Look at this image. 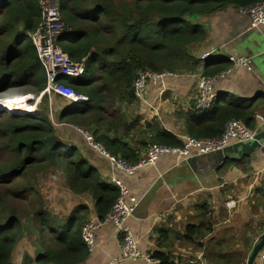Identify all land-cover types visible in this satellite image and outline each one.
<instances>
[{"label":"trees","instance_id":"trees-1","mask_svg":"<svg viewBox=\"0 0 264 264\" xmlns=\"http://www.w3.org/2000/svg\"><path fill=\"white\" fill-rule=\"evenodd\" d=\"M260 1L60 0L66 30L57 43L72 60H85L84 74L77 79L65 78L64 84L85 96L87 101L68 106L67 100L52 94L48 99L46 93L35 111L24 114L27 105L23 101L26 99L32 105L47 86L44 68L28 36L40 21L38 0H0V96L4 95L0 97V186H10L2 191L5 197L26 194L28 199L37 198V206L29 202L30 220L39 229L38 241L43 249L36 257V264L84 262L89 252L82 241L81 230L90 212L84 197L91 198L95 214L103 220L119 196L116 187L100 179L87 151L69 147L59 137L57 122L83 128L107 127V132L116 130L122 122L123 133H129L137 125L127 126L121 116L114 118L117 114L112 108L115 101H135L131 86L139 71L188 73L199 67L189 48L204 41L206 33L203 27L188 19ZM220 71L219 68L212 72L205 70V75L213 76ZM9 92L12 93L5 95ZM20 96L24 97L10 102L11 109L24 115L8 113V102ZM44 102L50 103L53 112L42 111L40 105ZM241 111L226 102L206 113L191 111L185 116L186 136L218 137L228 120L241 119ZM87 130L110 155L121 157L130 165L139 160L120 138L98 134L104 129ZM149 134V146H182L179 139L164 130L156 129ZM47 168L61 172L68 196L79 198L80 204L67 216L58 217L45 207L43 198L30 184L32 178L34 180ZM20 179L25 185L20 184ZM4 196L0 195V203ZM201 210L205 211V206ZM16 214L11 212L10 217L0 223V264H12L15 245L23 237L21 219ZM197 228L188 226L181 236L173 235L175 232L170 230L161 231L159 235L165 242L170 236L175 241H192L193 230ZM166 243L159 244L149 255L150 259L157 264H180L169 259L164 251L168 248Z\"/></svg>","mask_w":264,"mask_h":264},{"label":"crops","instance_id":"crops-1","mask_svg":"<svg viewBox=\"0 0 264 264\" xmlns=\"http://www.w3.org/2000/svg\"><path fill=\"white\" fill-rule=\"evenodd\" d=\"M188 21L200 25L206 33L204 41L189 48L191 56L199 62L202 53H211L210 60L203 64L199 62L195 72L205 75V70L212 72L216 68L221 70L219 73L229 71L224 78L216 81V96L211 107L218 105V108L226 102L242 110L239 120L255 131L253 140L234 144L221 152L196 155L184 162L172 155H163L154 166L139 169L131 177L113 172L98 153L86 146L82 134L72 125L57 124L56 132L67 146L88 152L90 163L97 169L102 181L108 183L112 178L118 179L130 195L139 200L138 208L127 224L143 254L149 256L159 244L167 242L168 248L164 251L175 263L247 264L255 241L264 233V149L261 147L264 143V124L254 118L257 114H264V80L261 73L264 68V25L251 27L249 19L237 14L233 7L208 15L191 16ZM238 56L251 60L250 71L231 68L229 58ZM194 90V80L178 79L165 84L163 96L159 95L156 85H149L144 103L116 101L113 110L121 114L127 126L134 124L137 128L141 127V135L135 130L123 133L122 122L110 132H107V127L91 126L92 130L104 129L98 134L120 138L140 159L147 152L151 131L164 130L180 141L179 137L187 135L185 116L197 110ZM72 196L66 193L60 198L54 194L53 209H48L58 217L67 216L80 204L79 198ZM84 198L90 205L88 217L99 220L91 198L88 195ZM231 200L237 203L228 210L225 203ZM203 206L205 211L201 210ZM28 219L22 224L23 237L15 245L12 264H36V257L43 252L38 241L39 229ZM191 225L198 227L193 230L195 237L192 241H175L170 236L165 242L159 235L161 231L170 230L175 232L173 235L178 233L181 236ZM96 236V248L80 264H106L119 253L121 237L111 225L101 226ZM261 253H264V247L252 264H261ZM116 264L146 263L126 261Z\"/></svg>","mask_w":264,"mask_h":264},{"label":"built area","instance_id":"built-area-1","mask_svg":"<svg viewBox=\"0 0 264 264\" xmlns=\"http://www.w3.org/2000/svg\"><path fill=\"white\" fill-rule=\"evenodd\" d=\"M40 10V21L34 32L29 33L38 58L46 74L47 86L44 90L60 99L78 104L86 102L87 98L76 93L71 87L64 84L65 78H79L85 72V60L74 61L59 47L57 40L65 32L66 26L61 19L60 0H38ZM237 14L249 19L251 27L257 28L264 25V0L253 5L235 8ZM211 58V53L204 52L199 57L200 63H205ZM232 69L244 68L251 70V60L247 57H230ZM229 71L221 72L213 76L202 75L198 72H162L152 73L139 71L132 83V92L137 102L144 103L148 97V86L156 85L159 88V95L163 96L165 84L178 79H192L195 81L194 106L197 110L205 111L214 103L216 93L214 85L217 80L224 78ZM27 101V100H26ZM25 103V101H23ZM10 104V103H9ZM0 106H2L0 104ZM12 112V109L9 112ZM32 109L24 113L31 112ZM254 118L262 125L264 114L255 115ZM84 137L88 147L98 153L105 160L113 172L124 173L133 177L139 169L154 166L159 157L172 155L176 160L184 162L196 155H205L221 152L234 144L244 143L253 140L255 131L248 129L241 120L230 119L224 127L220 136L215 138L196 139L189 136L179 137L182 146L179 148L165 147L162 145H150L144 157L137 163L130 165L121 157L110 155L105 148L95 142L88 130H78ZM264 149V143L261 144ZM110 183L119 190V196L103 220L88 217L81 230L82 241L89 253L93 252L97 245L96 231L101 226L111 225L120 235L119 253L112 257L106 264L122 262H139L146 264L155 263L149 256L143 254L139 249V243L133 232L128 227V220L133 216L139 205V200L130 195L127 187L118 179L112 178ZM87 204V202H85ZM236 201L231 200L225 203L230 210L236 206ZM259 239L255 241V245ZM254 245V246H255ZM259 261L264 264V253L259 254Z\"/></svg>","mask_w":264,"mask_h":264},{"label":"rangeland","instance_id":"rangeland-1","mask_svg":"<svg viewBox=\"0 0 264 264\" xmlns=\"http://www.w3.org/2000/svg\"><path fill=\"white\" fill-rule=\"evenodd\" d=\"M10 93H12V92H9L5 95H8ZM43 94H46L45 91L40 94V96L37 98V100H34L32 105H30L28 103V101H26V99H25L24 104H26L27 107L24 109V111H27L29 109H32V111H35L37 109V106H38L40 99L42 98ZM47 96L49 99V94H47ZM0 97H4V95H2ZM23 97L24 96L16 97V98L12 99L11 101H9L8 103L15 101V100H20ZM32 99L33 98L30 97V101ZM66 103L68 106H73V105H71V102H69V101H66ZM114 103H113V105H114ZM40 106H42V111L46 110L48 113H50L52 111L51 107H50V103L47 105L46 102H44ZM217 106L218 105H216V107H210V108H211V110H214L217 108ZM10 109H11V103H10V107L8 108V110H10ZM112 110H113V108H112ZM8 113L14 114V115H24L25 114V113L24 114H18V113H15L14 111H13V113L11 111ZM113 113L117 114V116H114V118L120 117V114L117 110L114 111ZM53 115H54V113H53ZM55 122H57V121H55ZM57 124L61 125V126L67 125L64 122H61V123L57 122ZM73 127L75 130H85L86 131L87 129H92V127L83 128V127L76 126V125ZM133 130H135V132H138V135L143 134V129H141V127H139V128L133 127L131 129V131H133ZM144 132L147 133V129H145ZM63 178H64V175L61 172H59L58 170L53 169V168H47V169L43 170L42 173L36 175L34 180H33V178L30 180V184L33 185L35 190L43 198L45 207L47 206V207H50L51 209H53L52 201H53V195L54 194L60 198H62L63 196H66L67 189L65 188ZM25 183L26 182L23 179H20L21 185H25ZM6 187H10V186H6ZM6 187L0 186V195L4 196V193L2 191H4V188H6ZM1 201L2 202L0 203V223H2L3 221H5V219L10 217L11 212H14V213L16 212L17 213L16 217L21 219V224H24V220L31 217L29 215V212H30L29 202L32 201V204L34 206H37V204H38L37 198L30 197L28 199V195H26V194H20V196H18V197H15L12 195L9 197L2 198Z\"/></svg>","mask_w":264,"mask_h":264},{"label":"water","instance_id":"water-1","mask_svg":"<svg viewBox=\"0 0 264 264\" xmlns=\"http://www.w3.org/2000/svg\"><path fill=\"white\" fill-rule=\"evenodd\" d=\"M261 70H262L261 73H262L263 80H264V68H262ZM263 247H264V233L260 236L258 243L253 247L249 255L247 264H252L253 260L256 258V256L262 250Z\"/></svg>","mask_w":264,"mask_h":264},{"label":"bare ground","instance_id":"bare-ground-1","mask_svg":"<svg viewBox=\"0 0 264 264\" xmlns=\"http://www.w3.org/2000/svg\"><path fill=\"white\" fill-rule=\"evenodd\" d=\"M60 47V46H59ZM61 48V47H60ZM214 107V106H213ZM211 108H208L207 110H205V111H208V110H210Z\"/></svg>","mask_w":264,"mask_h":264},{"label":"clouds","instance_id":"clouds-1","mask_svg":"<svg viewBox=\"0 0 264 264\" xmlns=\"http://www.w3.org/2000/svg\"><path fill=\"white\" fill-rule=\"evenodd\" d=\"M19 116H22V115H19Z\"/></svg>","mask_w":264,"mask_h":264}]
</instances>
